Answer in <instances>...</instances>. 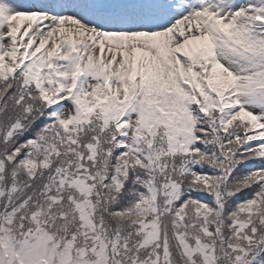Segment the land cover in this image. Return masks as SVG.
Wrapping results in <instances>:
<instances>
[{
    "label": "snow or ice",
    "instance_id": "1",
    "mask_svg": "<svg viewBox=\"0 0 264 264\" xmlns=\"http://www.w3.org/2000/svg\"><path fill=\"white\" fill-rule=\"evenodd\" d=\"M0 264H264V0H0Z\"/></svg>",
    "mask_w": 264,
    "mask_h": 264
}]
</instances>
